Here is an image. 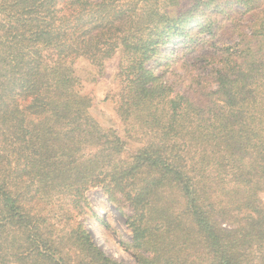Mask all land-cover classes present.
Returning a JSON list of instances; mask_svg holds the SVG:
<instances>
[{"label":"trees","instance_id":"16d2710c","mask_svg":"<svg viewBox=\"0 0 264 264\" xmlns=\"http://www.w3.org/2000/svg\"><path fill=\"white\" fill-rule=\"evenodd\" d=\"M181 1L0 0V264H264V0ZM117 54L131 155L87 88ZM94 188L134 263L81 220Z\"/></svg>","mask_w":264,"mask_h":264},{"label":"rangeland","instance_id":"374dc122","mask_svg":"<svg viewBox=\"0 0 264 264\" xmlns=\"http://www.w3.org/2000/svg\"><path fill=\"white\" fill-rule=\"evenodd\" d=\"M192 1L193 0H182L179 10L188 9ZM234 13L237 18L241 19L239 14H236V12ZM162 51V61L163 63H167L169 59H173L171 57L178 55L182 49L177 47V45H173L165 47ZM120 59L121 55L117 54L114 58L109 60L106 64V75L98 79L95 84L94 82L89 83L87 88L93 91L96 99L92 114L104 127L113 128L118 131L119 135L126 143V154L131 155L142 145L143 141H141V138H139L137 134L129 132L128 127L118 116L116 105L111 98L113 93L117 91L118 83L116 75L118 73ZM76 66L79 73L84 78L93 76V70L86 61L82 59L78 60ZM173 69L177 71V73H181V69H176L174 67ZM174 76L168 75L172 80H175ZM262 197L264 198V194H262ZM87 199L90 208L86 209L87 214L83 216L81 220L83 219L97 245L110 257L126 263H134L135 259L133 254L122 244L123 241L127 243L132 242L131 230L128 227L126 217L108 202L107 196L100 188L91 189L87 193ZM92 209L95 211V216H93ZM124 212L127 214L132 213L127 207ZM60 221L64 223L62 217Z\"/></svg>","mask_w":264,"mask_h":264}]
</instances>
